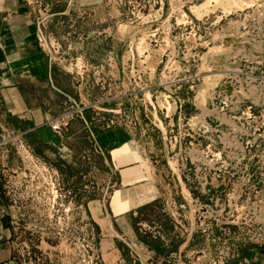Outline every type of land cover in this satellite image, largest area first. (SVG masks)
<instances>
[{"label":"rangeland","instance_id":"rangeland-1","mask_svg":"<svg viewBox=\"0 0 264 264\" xmlns=\"http://www.w3.org/2000/svg\"><path fill=\"white\" fill-rule=\"evenodd\" d=\"M19 1L37 17V42L48 61L76 80L82 76L89 90L104 84L114 116L163 145L161 160L173 172V199L164 203L173 264H264V0L231 15L218 7L201 11L200 18L192 8L205 0ZM52 16L66 19L53 35ZM90 50L98 54L94 61ZM81 51L86 57L75 55ZM23 153L41 166L34 174L61 179L40 155ZM9 174L3 187L13 198L0 219L10 233L0 232V242L12 237L18 264H103L101 236L83 205L80 216L65 215L52 212L43 194L17 199L16 183L23 181L20 194L23 185L41 189V182H26L28 168ZM153 222L138 224V233L160 238ZM128 250L137 264L144 259ZM151 258L147 264H162Z\"/></svg>","mask_w":264,"mask_h":264},{"label":"crops","instance_id":"crops-1","mask_svg":"<svg viewBox=\"0 0 264 264\" xmlns=\"http://www.w3.org/2000/svg\"><path fill=\"white\" fill-rule=\"evenodd\" d=\"M63 20L52 16L48 32L58 31ZM36 22L32 8L23 2L1 0L0 217L9 209L3 179L17 171L22 144L56 166L64 185L82 203L101 236L103 264H137L130 257L131 247L144 257L139 264L151 257L156 263L173 264V232L164 204L173 199V172L161 160L163 145L152 134L147 137L146 130L131 129L114 116V100L104 84L99 87L96 80L89 90L82 76L76 80L74 72L48 61L37 42ZM88 54L90 61L98 55L95 50ZM75 55L86 57V52ZM71 103H82L84 110L57 135L49 123ZM3 219L0 232L10 233ZM148 221H154L160 238L138 233V224ZM12 243V237L0 242V264H18Z\"/></svg>","mask_w":264,"mask_h":264},{"label":"built area","instance_id":"built-area-1","mask_svg":"<svg viewBox=\"0 0 264 264\" xmlns=\"http://www.w3.org/2000/svg\"><path fill=\"white\" fill-rule=\"evenodd\" d=\"M83 110H84L83 105L79 104L76 106L74 103H72L70 107L68 106L58 117H56L53 121L49 123L50 130L54 132L55 134L59 135L62 132V130L67 127L69 121L75 116L81 114ZM169 132H172V130H169ZM18 138L19 137H16L15 139H18ZM11 139L13 138L11 137L8 138V140H11ZM18 145H19L18 147L19 150L22 148L23 152H27L29 154V157L33 158V155L26 148L21 146L22 144H18ZM23 152L21 154H19L20 152L17 153L20 159L19 167L17 169L21 170L22 168H26V169L28 168V171H29L28 175L32 173V177L30 178L28 177L29 179H27L28 181L26 182H30L32 185V183L35 180H40L42 188L39 189V187L33 188V187H27L23 185L25 190L27 188V191L26 193L25 191H22L19 194V191L22 188L21 186L23 184V181H21L19 184L16 183L17 185H21V186L16 185L13 189L14 194L19 196L17 199H21L25 201L31 200L32 202L34 201L36 196L43 194L42 197H44L45 201L51 202L53 205H56L55 211L53 209L54 206L53 205L51 206L52 212H56V213L62 212L65 215L74 212L77 216H80L82 205L79 202H77V204L74 203L73 196H75V194L73 193V191L71 189H67L64 191V189H62L60 186L62 182L61 179L52 172L50 173L49 171L43 170L41 171V174H42L41 177L38 174H34L33 168H41V166H39V164L35 162L33 159H31L32 160L31 161ZM10 178H11L10 174L5 175L3 179V183H4L3 185L10 183ZM58 191H60L59 194H58ZM6 193L9 194L10 199L13 198V195L10 192L6 191Z\"/></svg>","mask_w":264,"mask_h":264},{"label":"bare ground","instance_id":"bare-ground-1","mask_svg":"<svg viewBox=\"0 0 264 264\" xmlns=\"http://www.w3.org/2000/svg\"><path fill=\"white\" fill-rule=\"evenodd\" d=\"M253 4H254V0H205L204 1V3L199 7V6H197V7H194V8H192V12L194 13V15L197 17V18H200V16H201V11H203V13L204 12H213L214 11V9L215 8H221L222 9V11H223V13L225 14V15H231V14H234V13H236V12H243V10H246V9H249L250 7L252 8V6H253ZM257 4V3H256ZM259 5V4H258ZM202 7V8H201ZM198 9H200V10H198ZM202 9H204V10H202ZM247 11V10H246ZM243 14V13H242ZM244 15H247L246 13L244 14ZM250 15H251V13H250ZM184 16V15H183ZM219 19V18H218ZM241 26V25H240ZM124 27V26H123ZM243 29V28H242ZM166 30V29H165ZM121 31V30H120ZM238 31V30H237ZM244 33V32H243ZM242 33V35L245 37V35H247V32L245 33V34H243ZM238 35V34H237ZM239 36H240V33H239ZM141 39V38H140ZM241 39V38H240ZM143 39H141L140 41H142ZM247 40V39H246ZM144 41V40H143ZM243 41V40H242ZM247 41H249V40H247ZM138 43V42H137ZM145 43V42H144ZM143 43V44H144ZM140 44H142V42L140 43ZM145 45V44H144ZM239 45H241L242 46V48L244 47V48H246V46H247V44H246V42L244 43V42H239ZM138 46V45H137ZM147 45H145V47H146ZM167 46H169V45H167ZM171 46V45H170ZM144 48V47H143ZM134 49H136V48H134ZM137 49H138V47H137ZM136 49V50H137ZM139 49H140V47H139ZM257 50H258V48H257ZM140 51L142 52L143 50H139V53H140ZM173 51V50H172ZM146 52V51H145ZM144 52V53H145ZM237 52H239V51H237ZM240 52H241V50H240ZM136 53H138V52H136ZM138 53V54H139ZM173 53V52H172ZM143 54V53H142ZM137 55V54H136ZM140 55H141V53H140ZM173 55V54H172ZM138 57H139V55H138ZM145 57V56H144ZM146 58V57H145ZM169 61V60H168ZM166 65V64H165ZM174 76V75H173ZM168 77V76H167ZM164 82V81H163ZM167 83V82H166ZM163 85V84H162ZM165 99H166V97H165ZM165 102L167 103V101L165 100ZM166 109H167V111L169 110L168 109V106L166 107ZM169 112V111H168Z\"/></svg>","mask_w":264,"mask_h":264}]
</instances>
